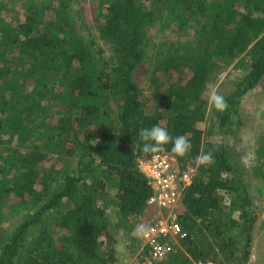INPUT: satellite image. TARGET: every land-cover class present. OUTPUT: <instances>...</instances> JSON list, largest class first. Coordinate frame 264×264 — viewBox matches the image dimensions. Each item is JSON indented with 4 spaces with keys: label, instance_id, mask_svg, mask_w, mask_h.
<instances>
[{
    "label": "trees",
    "instance_id": "obj_1",
    "mask_svg": "<svg viewBox=\"0 0 264 264\" xmlns=\"http://www.w3.org/2000/svg\"><path fill=\"white\" fill-rule=\"evenodd\" d=\"M79 1L0 3V264H117L113 234L134 229L153 192L133 145L154 124L187 135L186 156L171 145L161 153L181 173L195 171L178 214L188 236L152 264H251L259 211L249 183L230 161L233 148L205 139L242 124L243 99L264 79V0H98L94 32ZM175 24L182 36L193 28V39L147 37L153 25ZM145 65L148 92L134 78ZM231 66L244 75L219 112L205 94ZM256 156L264 201V141Z\"/></svg>",
    "mask_w": 264,
    "mask_h": 264
},
{
    "label": "rangeland",
    "instance_id": "obj_2",
    "mask_svg": "<svg viewBox=\"0 0 264 264\" xmlns=\"http://www.w3.org/2000/svg\"><path fill=\"white\" fill-rule=\"evenodd\" d=\"M7 1L8 0H0V3ZM97 1L98 0H80L78 3L74 4L75 9L81 7L82 14L84 15L88 27H90L93 32L96 30V16L94 13L97 7ZM15 5L17 8L10 12L12 15L18 11V8L20 9L21 4L16 2ZM187 32L188 35L182 36V30H179L176 24L172 25L170 29L163 32L158 30V25H153L147 31V37L152 41V43L164 41L171 42L179 38L192 40L194 29L190 28ZM99 43H101L105 49L109 50V48H107V46L101 41H99ZM107 53L110 54L108 51ZM146 66L147 65L140 67V69L135 72L134 78L139 83V85L144 88L146 92H148L150 81ZM242 75H244V71L242 69H238L234 66L229 67L220 74V77L215 84H212L208 87L205 97H207L209 101V96L213 92L219 95L227 94L233 87L234 80ZM209 106L211 107L212 105L209 103ZM240 113L242 124L233 127L234 130H221L219 131L218 135L215 131L213 134L207 136V124L202 123L201 127L206 134L205 142L208 145L219 140L228 147L233 148V155L230 161L234 166V169L239 168L242 170L244 180L249 183V193L253 199L254 206L259 211V218L256 222L253 232L254 241L250 263L264 264V229L262 228V223L264 221V201L258 194V187L261 185V183L252 175V169L257 165L258 161L256 149L261 145V142L264 141V79L257 88L245 95L241 104ZM51 165L56 167V162H51L49 166ZM244 169H246V172H244ZM111 193H114V191ZM107 209L110 221L112 223H116V209L112 204L108 205ZM240 214L241 212H239L237 215ZM139 218L140 216L133 218L132 222L135 226L131 232L125 228H118V231L113 234V237L116 239V248L120 259L117 264H144L146 262L145 258L147 254L143 247L142 240L135 232L136 223L138 222ZM17 223L18 219L7 221L4 227L6 230L11 231ZM61 234L62 233L57 234L56 237L59 238ZM135 238L140 242H133Z\"/></svg>",
    "mask_w": 264,
    "mask_h": 264
},
{
    "label": "built area",
    "instance_id": "obj_3",
    "mask_svg": "<svg viewBox=\"0 0 264 264\" xmlns=\"http://www.w3.org/2000/svg\"><path fill=\"white\" fill-rule=\"evenodd\" d=\"M139 167L147 176L152 187L147 210L136 223L147 227L146 236H140L143 247L147 250L145 264L162 260L176 251L180 240L188 232L178 220L182 188L189 183L195 169L181 173L177 159L169 153H158L155 158L142 156ZM200 264H219L214 261Z\"/></svg>",
    "mask_w": 264,
    "mask_h": 264
},
{
    "label": "clouds",
    "instance_id": "obj_4",
    "mask_svg": "<svg viewBox=\"0 0 264 264\" xmlns=\"http://www.w3.org/2000/svg\"><path fill=\"white\" fill-rule=\"evenodd\" d=\"M209 103L219 111H225L229 105L222 95L213 92L209 96ZM139 140H135L133 145V153L137 148L140 149L146 157L155 158V155L166 150V146L171 145V152L178 157L186 156L192 148L187 135H177L173 137L166 127L160 124H154L151 127H144L139 130ZM201 160L205 163L212 160L211 152L202 155ZM138 236H146L148 229L144 225H139L135 229Z\"/></svg>",
    "mask_w": 264,
    "mask_h": 264
}]
</instances>
